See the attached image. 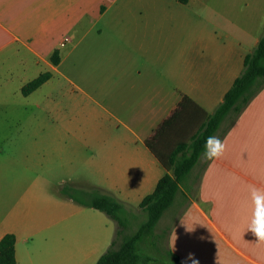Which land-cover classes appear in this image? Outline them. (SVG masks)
I'll return each mask as SVG.
<instances>
[{
	"label": "crops",
	"instance_id": "1",
	"mask_svg": "<svg viewBox=\"0 0 264 264\" xmlns=\"http://www.w3.org/2000/svg\"><path fill=\"white\" fill-rule=\"evenodd\" d=\"M262 30L264 0H0V117L31 116L43 138L34 155L51 149L68 177L82 167L140 203L169 172L158 156L199 131ZM62 81L64 105L53 93ZM214 135L223 155H200L156 229L168 223L166 249L181 264L190 253L199 264H264L249 231L264 220V88ZM46 169L0 163V239L14 235L15 264H95L116 222L53 190Z\"/></svg>",
	"mask_w": 264,
	"mask_h": 264
},
{
	"label": "trees",
	"instance_id": "2",
	"mask_svg": "<svg viewBox=\"0 0 264 264\" xmlns=\"http://www.w3.org/2000/svg\"><path fill=\"white\" fill-rule=\"evenodd\" d=\"M50 61L56 65L59 62L57 52L50 55ZM49 73H43L26 83L21 88L22 95L26 96L40 87L49 79ZM264 88V32H262L257 45L244 60V69L235 79L232 87L224 96L222 102L207 117L199 131L187 143H180L171 150L166 158H159L167 171L157 182L154 190L146 195L138 204L140 211L146 214V221L129 237H124L126 224L123 216L127 213L125 205L113 196L101 192L89 197L82 205L103 212L116 222V233L107 250L99 257L95 264H140L142 256L152 237V247H155V238L162 239L155 233L156 226L163 213L174 203L180 191V186L196 165L204 151L205 139L214 135L221 123L231 117L233 122L250 100ZM146 145L152 149L151 140ZM151 239V238H150ZM15 237L5 234L0 239V264H15ZM171 259L170 264H181L174 254L166 251ZM146 261H150L146 258Z\"/></svg>",
	"mask_w": 264,
	"mask_h": 264
},
{
	"label": "rangeland",
	"instance_id": "3",
	"mask_svg": "<svg viewBox=\"0 0 264 264\" xmlns=\"http://www.w3.org/2000/svg\"><path fill=\"white\" fill-rule=\"evenodd\" d=\"M262 32H264V30H262ZM60 87L61 89H55L54 91L44 88L43 92L45 95L47 92L53 91L55 97L60 98L62 105H64L66 97L63 95V92L67 91L68 87L64 85L63 81L61 82ZM10 119L11 120L4 121V119L0 117V150L4 151L2 153L0 152V163H4L8 160L20 162L40 160L47 168H49V170L46 169V176L53 178V182L51 184L53 190L60 191L61 194H68L77 201L87 200L89 197L96 194L98 188L105 190L110 195H113L118 199H121L122 201L120 202L125 205L127 210V213L123 216L126 224L124 237L133 235L139 226L146 221V214L139 211L138 200L131 198L132 196L126 195L128 192L127 187L129 186L100 184V178L95 172L89 176V174H85L86 171L82 169V167L76 168L68 177V175L63 173L62 167L61 170L58 168L59 161L54 163L53 152L51 149L39 155H34L33 152L40 146V144H43V138L41 134L37 132L36 120L32 119L31 116L29 118L24 117V115L21 117L17 114V112H14ZM166 136L168 135H164L163 138H166ZM4 189L5 187L2 186V193ZM176 202H180V197H178ZM176 202H174V204L163 213V221L167 220V216L175 209ZM181 203L184 204L187 202L182 200ZM166 224L161 222L157 227L160 231L156 229V231L162 236V239L161 237L155 238V247H152V243L154 242L152 241V237H150L151 239L149 238V245L147 250L143 251L144 255L142 256L140 264L171 263V259L168 257L166 252L167 249L163 234V232L166 231ZM146 258H149L150 261H146Z\"/></svg>",
	"mask_w": 264,
	"mask_h": 264
},
{
	"label": "clouds",
	"instance_id": "4",
	"mask_svg": "<svg viewBox=\"0 0 264 264\" xmlns=\"http://www.w3.org/2000/svg\"><path fill=\"white\" fill-rule=\"evenodd\" d=\"M210 145H214V147L209 151ZM225 150L226 145L221 140V138L215 135H211L205 139L204 151L202 155L206 160L218 159L223 155ZM249 231L252 232L257 241L264 242V220H261L259 216L255 221V226L250 228ZM187 259L191 260L192 264H199V261L195 259L194 254L190 253Z\"/></svg>",
	"mask_w": 264,
	"mask_h": 264
},
{
	"label": "built area",
	"instance_id": "5",
	"mask_svg": "<svg viewBox=\"0 0 264 264\" xmlns=\"http://www.w3.org/2000/svg\"><path fill=\"white\" fill-rule=\"evenodd\" d=\"M64 42H65V39L60 43V46H63Z\"/></svg>",
	"mask_w": 264,
	"mask_h": 264
}]
</instances>
